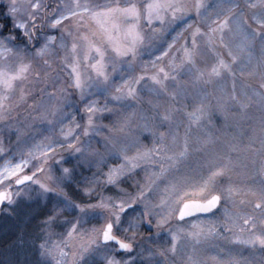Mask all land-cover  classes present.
Returning a JSON list of instances; mask_svg holds the SVG:
<instances>
[{
    "label": "snow or ice",
    "instance_id": "snow-or-ice-1",
    "mask_svg": "<svg viewBox=\"0 0 264 264\" xmlns=\"http://www.w3.org/2000/svg\"><path fill=\"white\" fill-rule=\"evenodd\" d=\"M227 3L228 15L223 21H218L223 11L221 8L215 14L217 20H211L209 16L215 27H210L207 32L200 26L195 27L191 34V47L187 41L183 46L184 59L180 66L174 65L171 71L159 67L155 74L147 77L142 71L133 78L124 74L136 70L134 62L141 52L155 48L153 37L157 32L162 33L166 25L177 22L192 27L188 23L190 14L208 15L212 6L203 0H194L193 3L187 0H149L146 4L132 0H111L110 3L58 0L51 15L46 13L39 17L33 10L49 7L39 0H28L26 5L18 0H0V120L10 118L14 108L11 96L17 82L26 81L29 73L37 84L51 80L50 73L33 71V61L39 59L50 68L46 57L59 56V50H63V64L70 69L71 77L70 85L61 88L59 94L52 85L54 90L49 93V98L58 97L57 105H50L45 110L46 114L40 117L50 131L59 125L62 139L45 136L39 143L27 147L26 151L21 150L18 157L0 141V219L11 222L0 251V257H3L0 264H50L52 259L56 264H68L69 257L71 264H175L178 253L183 256L185 264H203L195 255L196 248L221 235L220 228L207 218L215 217L221 211L223 201L242 191L229 176L236 169L230 151L235 148L227 145L226 150L210 152L208 160L196 166L190 165L188 161L195 145L188 130L183 137L179 134L176 113L180 109H165L161 113L156 106L151 114L139 117L143 123L133 130L131 116L135 113L131 116L125 113L127 105L123 102L136 101L138 90L132 84L138 85L146 79L167 92L165 81H175L177 77L173 73L186 66L194 81L202 85L195 98L199 107L188 114L189 129L192 123L200 127L203 121H211L213 106L206 86L225 74H230L233 80L229 95L233 105L247 109L249 104L240 99L243 95L245 100L256 98L264 109V0H248L247 3L249 8L262 9L251 17L258 28H252L248 20L243 19L241 10L239 18L243 20L240 27L243 39L235 51L224 42V31L239 5L232 4L231 0ZM38 19L42 23H38ZM45 26L55 34L46 35L41 43L36 33ZM142 27L148 31L144 32ZM216 33H220V45L228 48L229 59L217 51L210 70L200 71L195 68L198 38L207 36L208 44L216 48ZM180 38L182 35L178 32L173 43ZM256 41L260 45L259 56L254 54ZM172 47L173 44H167L166 48L158 49L159 55L151 53L154 59L148 63L153 69L163 57L168 56ZM13 60L18 63L13 64ZM117 63L121 66L119 84ZM110 65L112 75L109 74ZM237 67L241 76L245 73L260 76V91L248 89L238 92ZM48 86L45 83L40 91H46ZM28 91V88L21 90V101ZM168 95L172 101L179 102L181 93L175 91ZM68 108H73L74 112L69 113L66 111ZM113 114L118 119L111 125L112 132L104 139L105 152L119 156L123 162L108 167L104 153L93 149L90 142L86 146L81 137L99 135L109 126H100L96 121L111 119ZM65 121L69 122L67 128L64 127ZM259 128V148L253 141L250 151L264 157V114ZM126 129L128 133L123 137L113 134ZM141 138L152 146H142ZM198 143L196 150L204 153L214 141L205 137ZM57 147L66 148L67 155H58ZM133 147L136 152L130 156L128 152ZM93 168L96 171H92ZM141 171L145 175L138 179ZM255 175L264 177V161L257 167ZM226 176L229 177L227 187L224 186ZM125 182L127 188L123 187ZM251 184L257 185L255 177L251 178ZM70 187L80 192L83 198H73L68 192ZM33 191L36 192L35 197L31 195ZM247 191L253 195L259 193V202L254 207L264 213V178ZM25 203L35 204L44 210L36 211L31 207L25 210ZM225 216L227 223L222 226L223 232L234 237L237 243L252 247L259 244L264 249V230L256 234L257 224L253 216L237 217L226 209ZM93 221L100 226L85 230V225ZM173 221L188 227L169 228L168 247L145 244L144 240L153 241V235L137 242L136 237L142 231L155 229L158 237L161 230ZM65 225L70 226L66 231H54ZM245 232L248 233L246 237L243 236ZM54 236L59 239L54 241ZM84 237L88 238L87 242L78 247L73 245L75 239L83 240ZM189 245L192 254H188ZM229 264H246V261L231 259Z\"/></svg>",
    "mask_w": 264,
    "mask_h": 264
},
{
    "label": "rangeland",
    "instance_id": "rangeland-1",
    "mask_svg": "<svg viewBox=\"0 0 264 264\" xmlns=\"http://www.w3.org/2000/svg\"><path fill=\"white\" fill-rule=\"evenodd\" d=\"M18 2L22 5H26L28 0H18ZM33 2H36V0H33ZM39 2L42 5L49 7L34 9L33 11L37 12L39 17H44L46 13L47 15H51L58 0H39ZM96 2L110 3L111 0H96ZM132 2L146 4L149 0H132ZM187 2L193 3L194 0H187ZM203 2L206 5L212 6L208 9V15L196 16L194 12L191 13V19H188L187 17L186 19H188V23H190L192 27H186L184 23L180 22L171 26L166 25L162 33L157 32L153 37L155 48L141 52L140 56L134 62L136 70L133 72H126L124 74L125 77H138L142 71L147 77L155 74L159 67H165L166 70L171 71L174 65L180 66L184 59L183 46L187 41L189 47H191V34L195 30V27L200 26L204 32L209 31L210 27H215L216 24L212 23L211 20H217L215 14L217 11H221V8H223V11L218 17V21H223L225 16L228 15L227 8L229 7V4L227 3V0H203ZM231 3L239 5V7L234 9L236 15L230 19L229 27L224 31V42L235 51L236 45H238L243 39V33L240 30L243 20L239 18L241 10L244 12L243 19H247L252 28H258L259 25L255 24L251 17L254 12L260 13L262 9H252L247 7L248 0H231ZM209 16L211 17V20H209ZM0 22H2V17H0ZM37 22L42 23L40 19H38ZM141 24L143 26L144 22L142 21ZM173 28L175 29L174 31ZM142 30L144 32L148 31L146 27H142ZM178 32L181 33L182 38L177 39L175 43H173V37H175ZM49 34L55 33L49 32L47 26L42 27L40 31L36 33L41 43L43 42L44 37ZM219 36L220 33L215 34L216 48H213L208 44L207 36L198 38L195 64L196 69L205 72L209 71L215 63L217 51H219L225 59H229L227 56L228 48H224L220 45ZM164 41L167 43H164ZM167 44H173V47L169 50L168 56L163 57L156 65V68L153 69L151 64L148 63L154 59V56L151 53L155 52L156 55H159L158 49L160 47L166 48ZM254 54L256 56L260 55L259 41L255 42ZM64 55L63 50H59V56L46 57L51 65L50 68L39 59L33 61V71L50 73L51 80H42L37 84L35 77L32 73H29L26 81L23 83L17 82V87L11 96V103L14 105V108L10 113V118L0 120V141L3 142L6 149H11L17 157L21 150L26 151L27 147L31 146L33 143H39L45 136L53 139H62L60 126L57 125L54 131H50L48 130L49 126L43 122L40 117L46 114L45 110L50 105H57L58 97L56 99L49 98V93L54 90L52 85H55V91L59 94L61 88H64L71 83V77L69 76L70 69L65 68L63 64ZM12 63L17 64L18 62L13 60ZM145 65H147V67H145ZM115 67L117 70V83L119 84L121 82L119 76V69L121 66L117 63ZM235 71L237 73L236 88L238 92L242 93L248 89H255L257 92L260 91V85L262 82L258 74L250 75L245 73L241 76L238 67ZM109 74H113L111 65L109 66ZM173 75H176L177 77L175 81H165L167 92H165L160 85L154 84L150 79L143 80L138 85L132 84V87H135L138 90V99L134 102L130 100H125L123 102L127 105L125 113L130 116L133 112L135 113L134 116H131V128L135 130L137 125L143 123L139 117L141 115L151 114L156 106H159L161 113H163L165 109L171 110L173 108H178L180 111L176 113V123L179 125V134L183 137L185 131L188 130L190 132L191 140L195 145L192 151V156L188 161L190 165L196 166L199 163L208 160V154L212 151L219 152L226 150L227 145L234 146L235 150L230 151L232 159L236 164V169L229 173V176L234 184L241 187L242 191L239 194L234 195L232 198L223 201L221 211L218 212L215 217L207 218L211 219L212 222L220 228L221 235L198 246L195 255L203 262V264H229L231 259H242L243 261H246V264H261V261H264V249H262L259 244L252 247L251 245L237 243L234 237L223 232L222 226L227 223V217L225 216L226 209L230 215L235 214L237 217L244 215L253 216L257 224L255 230L256 234H259L264 230V213H262L260 209L254 207L255 203L259 202V193L257 192L256 195H253L251 192L247 191L249 187L255 188L258 185L259 180L264 178L255 175L256 169L261 162L264 161V157L256 155L250 151V146L253 141H255V146L259 148L257 137L261 134L259 124L262 119V114H264V109L261 108V105L256 98L245 100L243 95H241L240 99L244 103L249 104V107L247 109H239L238 106L233 105L229 100L233 80L230 74H225L221 78L214 79L212 83L206 86L210 103L213 106L211 121H203L200 127H197L195 123H192L191 128L189 129L190 121L188 114L195 112L199 107L195 98L197 94L200 93L202 85L199 82L194 81L192 73L186 66L183 70L174 72ZM45 83L49 85L47 90L40 91V89L45 87ZM24 88H28L29 91L24 100L21 101L19 97L21 95V90ZM175 91L181 93L178 98L179 102L172 101L168 95V93ZM218 101L220 103H218ZM61 103L63 102L61 101ZM101 103H103L102 98ZM33 105H35V107H33ZM110 107H113V105H110ZM66 111L73 113L74 109L68 108ZM125 113H121V115H124ZM117 119L118 117L113 114L111 119L97 120L96 123L98 125H108L109 127L99 135L93 134L91 138L81 137L86 146L87 143L90 142L93 149H98L101 153H104L105 163L108 167L118 166L123 162L122 159L115 154L108 155L105 152L104 146V139L112 132L111 125L117 121ZM68 124L69 122L65 121L64 127L67 128ZM175 130L176 129H174V131ZM127 133L128 130L126 129L125 132H116L113 134L123 137ZM205 137H210L214 143L208 146L207 152L201 153L196 149L199 148L198 141L204 140ZM141 145L146 147L152 146L143 138H141ZM56 152L58 155H67L66 148L62 149L57 147ZM135 152L136 148H130L128 155H134ZM0 163H2V161H0ZM205 166L207 165L205 164ZM92 171H96V169L93 168ZM104 171H107V167L104 168ZM85 175H88V173L86 172ZM144 175V172L141 171L137 178H143ZM252 177H255L257 185L251 184ZM228 178V176L224 178L225 187H227ZM127 186V182H125L123 187L127 188ZM68 192L73 198H83L82 194L74 188H72L71 191L70 187ZM31 195L35 197L36 192L33 191ZM25 200H27V197ZM23 207L25 210L29 207L36 211L44 210L38 208L35 204L29 205L25 203ZM68 218L70 219L71 217L69 216ZM10 223H8V227L10 226ZM93 226L99 227L100 223L93 221L92 224H86L85 230L90 229ZM69 227V225H65L63 228L57 227L54 231L63 232ZM180 227L187 228L188 225L179 224L173 221L171 225L165 226V228L161 230L160 236L157 237L155 235V229L145 230L136 237V240L137 242H140L143 238L153 235L154 239L152 242L144 240V243L151 244L155 247H168L170 243L169 228L176 230ZM247 235V232L243 234L245 237ZM225 236H229V238L225 239ZM57 239H59V237H53L54 241ZM87 239V237H84L83 240L75 239L73 245L78 247L81 243L87 242ZM188 254H192L191 245L188 247ZM50 264H56V260L52 259ZM68 264H71V257L68 258ZM175 264H185L183 256L179 253L175 258Z\"/></svg>",
    "mask_w": 264,
    "mask_h": 264
},
{
    "label": "trees",
    "instance_id": "trees-1",
    "mask_svg": "<svg viewBox=\"0 0 264 264\" xmlns=\"http://www.w3.org/2000/svg\"><path fill=\"white\" fill-rule=\"evenodd\" d=\"M71 191H72V188H71ZM8 223H10V221L6 219H0V251L3 250V242H4L6 235L8 234L7 233ZM2 258L3 257H0V259Z\"/></svg>",
    "mask_w": 264,
    "mask_h": 264
}]
</instances>
